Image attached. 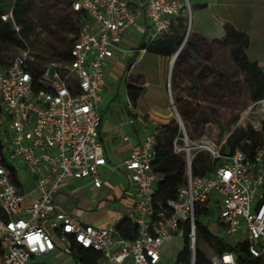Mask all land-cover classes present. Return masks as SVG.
I'll use <instances>...</instances> for the list:
<instances>
[{
    "label": "built area",
    "instance_id": "2783aa9c",
    "mask_svg": "<svg viewBox=\"0 0 264 264\" xmlns=\"http://www.w3.org/2000/svg\"><path fill=\"white\" fill-rule=\"evenodd\" d=\"M64 1L81 14V28L69 59L47 63L37 80L28 65L33 60L28 49L8 65L0 64L2 153L13 167L18 163L24 166L35 178L39 193L37 201L23 207V195L0 165L1 264H51L43 257L55 248L53 236L63 242L66 251L75 245L96 252V264H156L160 246L183 224L188 225L194 264L196 207L202 208L211 197L217 204V221L232 240L230 245L246 242L250 258L264 264V95L239 115L220 148L208 142L198 146L217 161L208 176H201L192 173L195 147L190 145L168 85L170 109L177 124L172 149L184 156L185 174L176 199L163 207L155 206L154 192L160 178L152 170L160 127L137 118L142 126L151 128L122 163L133 186L134 239L118 236L114 227L97 228L56 209L54 196L64 180L90 178L94 187L101 186L99 168L106 161L98 139L101 117L97 107L105 83L103 66L119 50L122 33L137 20L129 0ZM143 14L148 23L146 45L166 34L178 17L187 21L184 41L191 33L187 0H146ZM0 18L19 31L11 10ZM37 85L42 88L36 90ZM248 126L258 136L257 145L253 147L244 137L225 153L230 135L235 130L247 133ZM209 260L211 264H237L231 251L214 254Z\"/></svg>",
    "mask_w": 264,
    "mask_h": 264
},
{
    "label": "crops",
    "instance_id": "0c3cea01",
    "mask_svg": "<svg viewBox=\"0 0 264 264\" xmlns=\"http://www.w3.org/2000/svg\"><path fill=\"white\" fill-rule=\"evenodd\" d=\"M129 1L130 7L137 12L136 23L122 33L119 50L103 66L105 83L97 107L101 117L98 139L106 161V165L99 168L101 186L94 187L90 178L64 180L53 200L57 210L97 228L114 227L124 219L133 224V186L122 163L140 145L151 128L142 126L137 118L143 117L158 127L168 125L173 119L167 93L174 56L164 58L139 49L148 35V23L143 14L146 0ZM187 2L190 5L192 34L207 42H222L226 36L224 25L229 24L247 36L248 44L244 50L246 58L264 71V0ZM129 62L131 65L127 70ZM141 63H144L143 68L136 69ZM137 84L143 87V91L135 104L131 105L127 85ZM130 119L133 123L128 122ZM14 167L19 183L17 189L24 197L22 206L28 207L39 198L35 178L20 163ZM216 205L211 197L202 208L207 209V212L211 208L218 212ZM205 215L202 214V218ZM216 224L220 226L218 221ZM44 226H48L46 221ZM53 239L54 250L43 257L46 263L80 264L76 247L66 251L60 239L55 236ZM183 245L181 225L180 230L160 246L159 261L156 264H180L177 257ZM207 257L209 259L210 256Z\"/></svg>",
    "mask_w": 264,
    "mask_h": 264
},
{
    "label": "trees",
    "instance_id": "16d2710c",
    "mask_svg": "<svg viewBox=\"0 0 264 264\" xmlns=\"http://www.w3.org/2000/svg\"><path fill=\"white\" fill-rule=\"evenodd\" d=\"M63 2H65L63 0ZM56 6H59L58 2H55ZM62 5V4H61ZM65 5V6H64ZM62 7L69 11L68 17H73L77 21L76 29H69L65 31L67 37L72 36L71 39L65 38L58 39V45L50 44V49L53 57L56 60L69 59V51L78 37L81 28V14L73 11L66 3ZM9 10L12 11L13 21L20 28L19 31H15L10 21L4 22L0 18V64L8 65L10 62L4 61L3 50L7 47H14L17 49H26L25 40L35 30L36 23L30 18L29 12L35 10L40 20L43 21L47 27L54 26L53 21H49V14L47 11H43L38 6L34 5L30 1L13 0L11 2L0 0V16ZM185 20L182 17L176 18L170 25L168 32L158 37L148 45L142 42L139 49L145 48V51L158 55L164 58H170L177 54L175 68L181 64V59L187 56V60H190V54L195 57L202 56V53L211 51V48L229 49V57L232 63L244 74L248 86L249 92V104L264 95V71H262L256 63L249 62L244 53L248 44V38L245 34L236 31L229 24L224 25L225 39L222 42L212 41L207 42L199 36L190 33L187 37V43L185 50H179L184 36H185ZM54 29H50L49 33L53 34ZM47 63H41L37 61H30L29 68L34 77L37 80L39 75L45 69ZM131 62L127 64V70L129 69ZM35 80V82H36ZM175 80V79H174ZM34 82V83H35ZM37 83V82H36ZM224 82L221 80L212 81L211 89L215 92H222ZM39 85L36 86V90L41 89ZM206 90V88H205ZM143 87L140 84L127 85L128 99L131 105H134L138 96L142 93ZM182 116L186 122L191 121L193 111L190 105L184 101H179ZM248 104V105H249ZM2 116L0 105V118ZM191 119V120H190ZM236 123L237 117L232 120ZM160 132L164 133L165 140L156 139L155 155L152 162V170L156 173L160 180L156 185L154 192L155 206H165L168 201H174L176 199V190L182 184L185 174V159L182 154H175L172 149V140L177 133V127L172 126L169 123L166 126L160 127ZM248 138L252 141L253 147L258 143V136L253 132L252 128L248 126V132L243 130H235L227 140V148L229 151L233 146L242 138ZM2 142L0 140V165L3 166L12 181V183L19 187L17 180V172L15 167L9 164L2 153ZM191 170L194 175L208 176L213 167H208L202 160L201 155L196 154L191 165ZM207 213V209L196 207V215H202ZM1 215V212H0ZM114 229L118 236L132 240L136 236V228L133 224L124 219L120 221ZM188 225L183 224V236L184 245L182 251L178 254L177 261L180 264H190L191 252L189 249V242L187 239ZM196 236L198 241H202L217 255H221L223 252L231 251L236 257L237 264H258V261L251 259L248 250L247 243L241 242L232 247L230 244L225 243L221 239L217 238L200 219H196ZM77 250V259L80 264H96L98 254L89 249H82L73 245V248ZM72 248V249H73ZM71 249V250H72ZM2 248L0 245V264L2 260ZM194 264H211L208 257L200 250L195 249L194 252Z\"/></svg>",
    "mask_w": 264,
    "mask_h": 264
},
{
    "label": "rangeland",
    "instance_id": "374dc122",
    "mask_svg": "<svg viewBox=\"0 0 264 264\" xmlns=\"http://www.w3.org/2000/svg\"><path fill=\"white\" fill-rule=\"evenodd\" d=\"M11 2L13 0H5ZM26 1V0H24ZM34 5L47 11L49 21H53L54 26L47 27L46 23L40 20L35 10L29 12L30 18L36 23L35 30L25 40L26 49L30 51L29 58L32 61L41 63H50L56 61L50 49V44L58 45V39H71L67 37L65 31L76 29L77 21L75 18L68 17L69 11H66L62 5L63 0H27ZM59 3V6L55 5ZM62 4V5H61ZM65 6V5H64ZM185 25L187 23L186 19ZM191 26V18H189ZM50 29L53 34L49 33ZM43 35V36H42ZM187 39L182 42L180 51L182 53L186 48ZM23 52L22 49L7 47L3 50L4 61L11 62L12 59ZM176 53L173 57L172 76L170 80V91L172 94L175 110L184 124L190 145L195 149L192 151L202 157L205 165L214 167L217 161L212 158L210 153L202 146V142L214 144L220 148L222 139L231 132V127L235 124L232 120L247 108L249 104V92L244 74L232 63L229 57V49L211 48V51L202 53V56L195 57L189 53L183 57L181 64L175 68L177 59ZM144 63L138 64L136 69L143 68ZM175 79V80H174ZM221 80L224 82L222 92H215L211 89L212 81ZM206 88V90H205ZM168 95V93H167ZM169 97V96H168ZM169 100V98H168ZM179 101H184L190 105L193 111L191 121L186 122L182 116ZM174 115V113H173ZM169 123L177 127L174 119ZM160 140H165L164 133L159 132ZM0 140H5L3 130L0 128ZM199 146V147H198ZM225 153L229 149L225 147ZM218 212L215 209H209L202 218L196 215V219L206 226L217 238L227 244L232 242L227 239L225 231L216 224ZM195 249H200L206 256H214V252L202 241L196 239Z\"/></svg>",
    "mask_w": 264,
    "mask_h": 264
}]
</instances>
